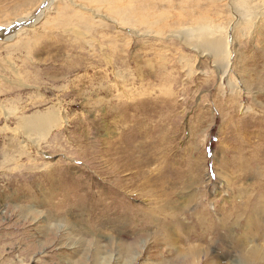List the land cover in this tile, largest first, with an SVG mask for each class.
<instances>
[{"label": "rangeland", "instance_id": "obj_1", "mask_svg": "<svg viewBox=\"0 0 264 264\" xmlns=\"http://www.w3.org/2000/svg\"><path fill=\"white\" fill-rule=\"evenodd\" d=\"M237 1L0 0V264H264V0Z\"/></svg>", "mask_w": 264, "mask_h": 264}, {"label": "bare ground", "instance_id": "obj_2", "mask_svg": "<svg viewBox=\"0 0 264 264\" xmlns=\"http://www.w3.org/2000/svg\"><path fill=\"white\" fill-rule=\"evenodd\" d=\"M242 0H238L236 2V5H239L240 6V11L237 8H235V12H236V16H237V19L238 21L241 19L242 17V14L246 13L248 14L249 13V10H248V7H246V5H243L242 4ZM149 4H152V3H149ZM43 8L45 7V5H42ZM43 8L41 10V12L43 11ZM146 8H149V5L148 4H145L144 5V8L142 9L143 13L145 14L147 12V9ZM82 9V8H81ZM238 9V10H237ZM40 12V13H41ZM44 12V11H43ZM83 12V11H82ZM129 12H132L131 10H129ZM96 13L95 10L92 11V14L94 16H96ZM85 14V13H83ZM99 14V12L97 13ZM123 13L122 12H117V15L121 16ZM240 14V15H239ZM102 16V15H101ZM84 16L80 13H75L72 12V13H68L66 14L61 20L63 21L62 22V25H69L72 24V20L75 19L77 20V22H81L80 24H84V26H82V28L84 27V29H89L92 25L91 21H90V18H89V21H87L86 19L83 18ZM83 18V19H82ZM27 17H23V18H20L19 20L17 21H21V20H26ZM139 19H145L142 12L139 13V18H136V22H140ZM115 20V18H114ZM232 20H234L233 18L231 20H229L228 23H232ZM74 22V21H73ZM113 22V21H112ZM75 23V22H74ZM77 23V24H79ZM116 23V22H115ZM128 24H130L129 20L127 21ZM79 24V25H80ZM95 24V23H94ZM118 24V23H117ZM141 24V23H140ZM75 26V25H74ZM73 26V27H74ZM77 26V25H76ZM65 28H67V26H65ZM70 28V27H68ZM77 28V27H76ZM159 28V27H158ZM207 26L204 25L203 23H200L186 31L185 32V36H183L184 40L188 39L189 43H186L187 45H189V47L191 46L192 48L196 49V51L198 50L199 52H207V56H209V58H212L213 62H216L218 65L221 66L220 68V72H221V75L222 76H225L227 73V71H229L230 69V54H231V49L229 48L230 45L228 43V37L225 35V36H222V39L221 40H217L216 39V35L212 36V34L217 30H213L212 28V32L209 30H207ZM80 29V28H79ZM131 29V28H130ZM157 29V28H156ZM70 30H73L75 31V33H79L80 31L77 32V30L75 29H70ZM81 30V29H80ZM138 30V29H137ZM84 31V30H82ZM130 31H133V30H130ZM147 30H145L144 32H142L141 34H145V33H148V32H153L152 30L146 32ZM72 32V31H71ZM90 32V31H89ZM135 32V31H134ZM141 32V31H140ZM162 32V31H161ZM74 33V32H73ZM91 33V32H90ZM101 33V32H100ZM153 33H158V32H153ZM83 34V33H82ZM75 35V34H74ZM100 35V34H99ZM146 35V34H145ZM147 36V35H146ZM155 36V34H154ZM177 36V35H176ZM77 37V35H76ZM94 37V36H93ZM88 42V41H87ZM90 42V41H89ZM111 43V42H110ZM113 43V42H112ZM116 44V43H115ZM114 44V45H115ZM143 44V43H142ZM89 45V43H88ZM96 45V44H95ZM155 46V45H154ZM108 47V46H107ZM110 49V48H109ZM112 49V48H111ZM114 49H116L114 47ZM142 51V50H141ZM151 51V50H150ZM95 52V51H94ZM104 52V51H103ZM110 53V52H109ZM155 53V52H154ZM105 54V53H104ZM144 54V53H143ZM106 55V54H105ZM146 55V54H144ZM110 56V54H109ZM184 56V55H183ZM107 58V56H106ZM121 59V58H120ZM108 61V60H107ZM183 61V60H181ZM123 62V61H122ZM110 64V63H109ZM163 65V64H162ZM223 66V67H222ZM216 68H218L216 66ZM165 72H166V68H164ZM157 71V70H156ZM171 71V70H170ZM161 74L160 72H156V75H159ZM225 74V75H224ZM221 78V76H220ZM74 82V81H73ZM90 84V83H89ZM113 86V85H112ZM102 87V86H101ZM235 87V86H234ZM238 87V86H237ZM81 88V87H80ZM115 88V86H114ZM100 89V88H99ZM117 89V88H116ZM232 89V88H231ZM241 90V89H240ZM233 91V90H232ZM80 94V93H79ZM53 109V108H52ZM59 109V108H54L52 111L56 112V110ZM57 116H58V112H56ZM32 117V116H31ZM40 117H43L41 114H35V117L32 118V119H29V118H26V119H23L21 120V124L23 125V128H25L27 131L28 130H35V129H38L41 127V124L39 123L40 121H43V122H52V118L51 117H45V118H40ZM54 119H55V115H53ZM59 120V119H58ZM113 146V145H112ZM116 148V147H115ZM112 150V149H111ZM238 150V149H237ZM135 151V150H134ZM133 152V151H132ZM113 153V152H112ZM130 154V153H129ZM153 155V154H152ZM226 161V160H225ZM245 165V164H244Z\"/></svg>", "mask_w": 264, "mask_h": 264}]
</instances>
